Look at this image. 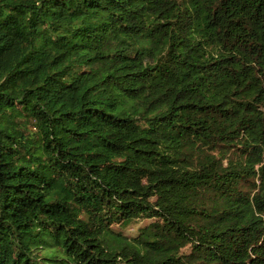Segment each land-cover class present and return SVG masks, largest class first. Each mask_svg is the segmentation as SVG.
<instances>
[{
  "label": "clouds",
  "instance_id": "obj_1",
  "mask_svg": "<svg viewBox=\"0 0 264 264\" xmlns=\"http://www.w3.org/2000/svg\"><path fill=\"white\" fill-rule=\"evenodd\" d=\"M0 264H264V0H0Z\"/></svg>",
  "mask_w": 264,
  "mask_h": 264
}]
</instances>
